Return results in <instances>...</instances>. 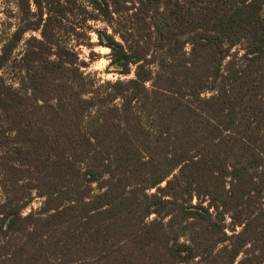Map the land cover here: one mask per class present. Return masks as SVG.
Wrapping results in <instances>:
<instances>
[{"label": "trees", "instance_id": "obj_1", "mask_svg": "<svg viewBox=\"0 0 264 264\" xmlns=\"http://www.w3.org/2000/svg\"><path fill=\"white\" fill-rule=\"evenodd\" d=\"M14 4L0 264H264V0Z\"/></svg>", "mask_w": 264, "mask_h": 264}, {"label": "rangeland", "instance_id": "obj_2", "mask_svg": "<svg viewBox=\"0 0 264 264\" xmlns=\"http://www.w3.org/2000/svg\"><path fill=\"white\" fill-rule=\"evenodd\" d=\"M15 0H0V33L11 32L15 28L16 8ZM94 28L102 29L103 25L94 23ZM90 46L78 48L80 60L83 61L85 67L82 69L86 75H89L97 82L104 81H126L133 77L132 72L127 76L119 74V68L110 62L108 57L110 51L108 48L97 44V38L94 34H90ZM1 200V194H0ZM42 203V199L34 197L29 206L24 210V213L37 210Z\"/></svg>", "mask_w": 264, "mask_h": 264}]
</instances>
